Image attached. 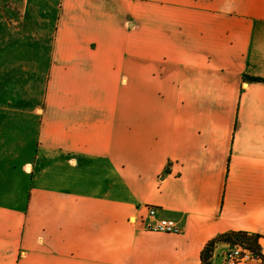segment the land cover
Wrapping results in <instances>:
<instances>
[{"label":"crops","instance_id":"0c3cea01","mask_svg":"<svg viewBox=\"0 0 264 264\" xmlns=\"http://www.w3.org/2000/svg\"><path fill=\"white\" fill-rule=\"evenodd\" d=\"M230 232L264 254V0H0V264H203Z\"/></svg>","mask_w":264,"mask_h":264},{"label":"built area","instance_id":"2783aa9c","mask_svg":"<svg viewBox=\"0 0 264 264\" xmlns=\"http://www.w3.org/2000/svg\"><path fill=\"white\" fill-rule=\"evenodd\" d=\"M139 224L145 230L156 233L179 234L182 230L178 221L158 218L157 209L152 206L147 207V217H142ZM251 258L252 253L241 246L231 248L225 253L226 264H242Z\"/></svg>","mask_w":264,"mask_h":264},{"label":"trees","instance_id":"16d2710c","mask_svg":"<svg viewBox=\"0 0 264 264\" xmlns=\"http://www.w3.org/2000/svg\"><path fill=\"white\" fill-rule=\"evenodd\" d=\"M254 81H262V79H253ZM226 243L229 246H241L252 253L253 256L264 262V254L260 245V236L258 234H250L247 232H230L216 237L204 249L202 253L203 264H211L216 244Z\"/></svg>","mask_w":264,"mask_h":264},{"label":"rangeland","instance_id":"374dc122","mask_svg":"<svg viewBox=\"0 0 264 264\" xmlns=\"http://www.w3.org/2000/svg\"><path fill=\"white\" fill-rule=\"evenodd\" d=\"M4 150H5V149H4ZM16 166L19 167L20 165H17V164H16ZM19 168H20V167H19ZM22 177H23L22 174H20V175H17V174H16V176H15V182H16V183H19L20 180L22 179ZM16 187H17V185H16ZM141 218H142V217H140V219H141ZM140 219H139V222H140ZM139 222H138V224H139ZM234 247H238V246H229L228 250L231 249V248H234ZM228 250H227V251H228ZM227 251H226V252H227ZM226 252H225V253H226Z\"/></svg>","mask_w":264,"mask_h":264},{"label":"bare ground","instance_id":"6f19581e","mask_svg":"<svg viewBox=\"0 0 264 264\" xmlns=\"http://www.w3.org/2000/svg\"><path fill=\"white\" fill-rule=\"evenodd\" d=\"M28 169H30V168L28 167Z\"/></svg>","mask_w":264,"mask_h":264}]
</instances>
